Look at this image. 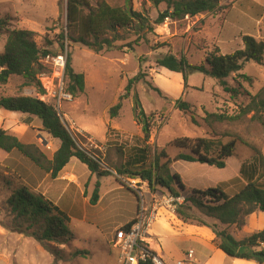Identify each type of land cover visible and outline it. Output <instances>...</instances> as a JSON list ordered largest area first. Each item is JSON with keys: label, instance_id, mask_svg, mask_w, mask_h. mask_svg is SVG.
Instances as JSON below:
<instances>
[{"label": "rangeland", "instance_id": "obj_1", "mask_svg": "<svg viewBox=\"0 0 264 264\" xmlns=\"http://www.w3.org/2000/svg\"><path fill=\"white\" fill-rule=\"evenodd\" d=\"M89 1L95 6L98 0ZM107 1L113 5L129 4L151 21L167 8L165 2L157 3V0ZM220 4L223 8L216 14L205 12L184 19H166L164 23L155 25L154 30L138 32L135 26L120 29L119 33L126 39L123 43L141 36L139 44H135L133 50L127 47L123 50L113 48L98 53L67 37L64 39L65 48H62L59 35L69 32L67 0H0V18H7L8 21L7 28L0 30V53L4 51L10 30L28 29L34 32V39L42 48L50 49L56 55L67 50L71 54L74 69L85 75V90L77 97L67 91L65 79L63 90L60 91L59 79L47 56L40 60L45 66L39 76L45 89L42 95L34 86L22 88L23 77L14 75L8 83L0 85V97L27 94L55 105L67 127L79 135L82 147L99 155L102 165L111 166L113 175L120 180L105 178L100 181L103 199L96 205L86 204L82 192L80 194L82 190L75 184L70 186L65 195L62 193L63 198H59L63 187L56 186L50 198L60 202L58 207L65 208V212L70 214L69 225L74 238L66 243L45 244L32 236L7 228L11 220L7 200L12 190L23 184L19 181V174L8 167L7 161H3L6 152L0 149V264H118L119 249L113 243L114 231L137 215V205L140 208L141 200L144 199L146 207L149 206L147 215L155 214L153 220L161 209H173V197L167 189L158 187L152 191L147 181L118 174L115 170L130 159L132 147L143 145L141 110L146 115H154L149 140L152 153L158 154L165 149L172 159L171 173H178L187 189L220 186L233 195L242 188L246 182L240 175L242 163L253 161L255 148L264 155V125L252 118L253 113L235 122H215L212 127L206 125L203 117L206 111L239 113L241 106L250 101L249 93L256 94L264 88V58L261 64L246 62L240 72L227 78L232 86H238L240 81L243 88L237 97L225 92L217 79L201 72L190 73L188 86L185 87L181 73H173L157 64V59L169 52L176 56L185 55L189 62L200 64L216 47L224 54L242 49L244 34L264 42V0H220ZM140 70L146 74V80L134 86L129 97L122 100L123 107L119 114L112 118L110 108L120 101L129 78ZM240 73L249 75L252 80L246 81ZM151 85L159 87L163 95ZM179 97L193 105L190 112L175 108V100ZM136 99L140 101L139 105ZM262 115L264 117V112ZM192 116L196 117L198 125L192 122ZM38 119L28 114L0 115V128L17 136L22 134L28 140L24 143L36 144L43 152L52 154L56 151L54 138L43 129L41 120L40 126ZM183 136H206L224 143L234 139L236 149L234 155L227 159L225 168L177 160L179 148L170 145V142ZM49 154H46L47 157ZM152 161L153 155L149 156L148 164ZM165 161V158L161 159V162ZM76 163L77 169L87 167L78 158ZM262 178L264 183L263 175ZM96 182L90 183L89 198ZM186 194L187 191L183 192L179 201L182 202ZM67 206L70 207L66 209ZM194 211L210 223L213 222L196 208ZM180 246L184 253L190 247L188 242ZM77 249L85 250L88 254L76 255L74 252Z\"/></svg>", "mask_w": 264, "mask_h": 264}, {"label": "trees", "instance_id": "obj_2", "mask_svg": "<svg viewBox=\"0 0 264 264\" xmlns=\"http://www.w3.org/2000/svg\"><path fill=\"white\" fill-rule=\"evenodd\" d=\"M157 3L165 2L167 8L160 11L157 18L151 21L140 11L134 10L129 4L113 5L107 0H98L92 6L89 0H67V27L69 32L60 33L62 48L65 46L64 39L67 37L72 42L82 43L96 52L117 48L123 50L127 47L134 49L139 44L141 36L123 43L125 37L120 29L134 27L140 32L145 29L154 30L155 25H160L166 19H184L194 17L200 13L216 14L222 10L220 0H157ZM7 18H0V30L7 28ZM122 42V43H120ZM243 48L231 53H222L219 47L209 53L200 64L189 62L185 55L176 56L169 52L157 59L160 67L166 68L173 73H181L183 84L188 86L189 74L201 72L218 80L220 86L232 97L242 93L241 83L232 86L227 78L233 73L240 72L246 62L254 61L258 64L263 62L264 42L257 40L254 36L244 34L242 36ZM52 43V41H51ZM50 49L42 48L34 39V32L28 29H12L9 31L4 46L0 53V85L8 83L14 75L23 77L21 87L34 86L41 95L45 92L40 81V75L44 72L45 66L40 63L42 58L49 55H56ZM146 74L141 70L129 78L120 101L110 108L111 117H116L123 107L122 100L128 98L131 90L140 81H144ZM246 81H251L249 75L240 73ZM67 91L74 97L85 90V75L77 72L72 65L71 54H68L65 68ZM152 86V85H151ZM160 95H163L159 87L152 86ZM243 88V87H242ZM250 95V101L241 106L237 114L226 112L206 111L203 117L207 126L212 127L215 122H235L243 116L253 113L252 118L259 120L264 125V88L256 94ZM168 99L167 96H165ZM139 105L140 101L136 99ZM175 108L181 112H190L193 105L179 97L175 100ZM0 109L13 112H21L28 115H35L42 121L43 129L55 139L60 145L55 151L53 158L47 155L33 143H24L20 138L0 128V149L5 152L18 150L28 157L42 170L56 177L72 158H78L86 164L92 173L98 176L112 175V168L102 165V159L96 153H91L79 143V135L74 134L62 120L61 114L55 105L50 104L38 96L27 94L4 95L0 97ZM142 125L143 145H136L131 148L130 159L120 167L115 168L118 174H126L130 178H140L148 182L149 188L153 191L158 187L165 188L174 198L175 214L186 223L206 225L216 234V244L226 254L232 257L254 259L264 262V250L256 249L260 242H264V228L250 236L237 240L228 230L231 225L241 228L245 223V217L256 212H264V155L255 148L253 161L244 162L240 167V175L246 182L240 190L233 195L228 194L222 187L191 188L182 181L178 173H171L170 164L172 159L165 149L158 154H153L149 140L154 123V115H146L140 111ZM192 122L199 124L195 116ZM170 145L179 148L177 160L187 162H199L217 168H225L229 157L234 155L236 141L222 142L220 139L211 137H176ZM153 155V161L149 165V156ZM165 158V162L161 159ZM187 191L182 202L178 197ZM100 200V181H97L90 197V203L96 205ZM10 207L11 220L7 228L28 236H32L45 244L50 242L66 243L74 238L70 228L69 215L46 198L42 193L31 190L25 185L14 188L7 200ZM139 208V207H138ZM199 210L207 217L214 218L218 223H210L198 215L194 209ZM134 220L123 227L128 229ZM74 254L84 255L87 251L77 249ZM141 264H151L141 262Z\"/></svg>", "mask_w": 264, "mask_h": 264}, {"label": "crops", "instance_id": "obj_3", "mask_svg": "<svg viewBox=\"0 0 264 264\" xmlns=\"http://www.w3.org/2000/svg\"><path fill=\"white\" fill-rule=\"evenodd\" d=\"M17 114L24 113L0 109V115L3 117L10 115L15 116ZM38 122L41 126L40 119H38ZM18 137L22 142H28V140H26L22 134H19ZM59 145L60 141L54 138L55 150H57ZM54 152L52 154L45 153L49 154V159H52ZM4 160L9 163L8 167L19 174V181H21L23 185L27 186L31 190L42 193L57 206H59L60 202L50 198V195H53V190L56 188V186L58 188L63 187L59 197L63 198V196L69 192L70 186L75 184L82 190L80 191V194L82 192L85 199L84 201L86 204H88L90 203L89 186L91 181H103L105 178H110L112 181H120L115 174L108 176H98L97 174L92 173L86 164L85 165L87 167H82L83 169H77L78 163H76L77 158L75 157L72 158L66 166H64V168L58 173L56 177H52L50 173L44 170L40 171L37 169L34 165L22 157V155L17 153L16 150L6 152V155L3 157V161ZM86 189L87 195H85ZM63 192L64 195H62ZM102 199L103 196L100 194L99 201ZM68 207L70 206H67L66 209H68ZM148 207L149 206H147V208ZM64 209L65 208H62L61 210L65 211ZM138 210L139 209L137 205V211ZM68 215L70 217V214ZM134 216H132L119 227H123L125 224L129 223L134 218ZM208 218L213 222L218 223L222 228L227 227V225L220 224V222L214 218ZM151 223L152 224H150L148 229V242L150 247L168 264H172L173 259L175 261L173 264H176L178 260L186 257V253L183 252L180 245L187 242L190 246L189 250L194 251V262L192 264H264V262H258L254 259L229 256L217 246L215 242L216 234L210 227L182 221L175 214L174 208L171 210L161 209L158 212L156 218ZM263 228L264 212L257 210L256 212L245 217V223L241 228L237 227L236 225H231L228 227V230L237 240H242L251 234L262 230ZM191 243L194 246H191ZM170 244H173V246ZM256 249L260 250V247L257 246Z\"/></svg>", "mask_w": 264, "mask_h": 264}, {"label": "built area", "instance_id": "obj_4", "mask_svg": "<svg viewBox=\"0 0 264 264\" xmlns=\"http://www.w3.org/2000/svg\"><path fill=\"white\" fill-rule=\"evenodd\" d=\"M47 58L48 60H51L53 72L59 79V90L62 91L68 52L67 50H64V52H61L58 55H49ZM179 198L180 197L177 198L178 201ZM147 211L148 208L145 205V200L142 199L140 208L132 225L128 229L119 227L115 230L113 243L114 246L119 249L117 258L118 264H141V262H150L151 264H168L150 247L148 242V229L155 216L154 213L147 215ZM259 247L260 250H264V242H260ZM193 262L194 251L189 250L186 253V257L178 260L176 264H192Z\"/></svg>", "mask_w": 264, "mask_h": 264}]
</instances>
